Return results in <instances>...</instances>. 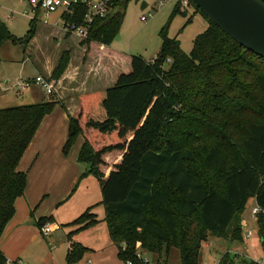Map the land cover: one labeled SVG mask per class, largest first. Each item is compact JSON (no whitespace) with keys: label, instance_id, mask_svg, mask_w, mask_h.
<instances>
[{"label":"trees","instance_id":"1","mask_svg":"<svg viewBox=\"0 0 264 264\" xmlns=\"http://www.w3.org/2000/svg\"><path fill=\"white\" fill-rule=\"evenodd\" d=\"M128 2L110 0L108 13L89 25L83 3L76 4L73 13L64 12L62 19L88 26V36L77 38V44L86 45L92 55L108 46L106 62L115 51L110 46ZM190 3L207 22L190 53L168 34L171 19L183 13L178 1L160 31L157 55L148 61L119 52L115 80L80 94L76 113L69 114L63 152L68 154L83 137L78 161L88 169L81 178L92 174L101 184L104 221L122 262L143 264L139 249L160 256L176 247L182 264H201L202 243L209 235L243 239L242 214L251 198L264 209V58ZM37 29L36 16L27 33L17 37L0 19V47L11 41L28 54ZM70 58L71 51H64L50 79L62 77ZM51 95L41 102L0 108V239L26 191L27 172L19 170V163L44 117L61 102L57 94ZM197 161L204 172L191 168ZM93 209L68 224L78 226L70 238L100 221ZM48 220L52 216L36 224ZM260 220L263 237L264 216ZM87 251L74 243L67 264L77 263ZM6 262L0 250V264ZM238 263V255L227 251L217 264Z\"/></svg>","mask_w":264,"mask_h":264},{"label":"rangeland","instance_id":"2","mask_svg":"<svg viewBox=\"0 0 264 264\" xmlns=\"http://www.w3.org/2000/svg\"><path fill=\"white\" fill-rule=\"evenodd\" d=\"M177 1L165 0L160 3L161 0H129L124 21L118 35L112 42V46L117 47L124 54L141 55L144 59L151 61L161 48L162 38L160 31L170 21ZM26 10H29L30 14H25ZM59 13H63V10H58L53 14L50 13V18L58 21ZM143 16H146L147 19L142 20ZM191 16H193L192 22L187 23L188 18ZM34 17L31 13L30 0H0V19L7 24L10 31L17 37H22L27 33L30 20ZM38 19H42V17L39 16ZM206 29L207 22L204 17L200 13H194V9L191 7L183 9V13L179 12L171 19L168 34L170 37H177L183 50L190 53L193 49L195 38ZM39 39L40 35L37 34L36 41ZM36 41L34 43H37ZM43 43L44 40L37 44L38 47H32L33 50L30 53L33 54V58L31 60L19 44L7 41L0 47V108L37 103L53 96L33 82L38 73H42L43 68L34 59V56L40 60V52H42L40 46ZM19 79L31 82L29 89H20L17 85ZM68 125L69 120L66 124V140L64 145L68 139ZM57 133H60V129H57ZM80 142L81 136L77 138L69 153L76 150ZM82 164L88 168L86 163ZM201 165V162L197 161L190 166L198 174L199 172H204L201 169ZM81 196V191L76 193L66 203L64 209L66 210L74 206V202H78ZM170 200H175L173 194L170 195ZM256 204L254 199H250L242 214L243 239L230 240L224 236L209 235L207 240L202 243L201 264H217L221 255L227 251L238 255V264H245L242 260H254L258 262L264 259V242L260 233L261 220L257 222L251 217L252 209ZM82 205L80 204L79 207ZM97 208L94 211L101 224L96 227L99 230L96 235L102 239L103 231L107 230V223L104 221L106 210L104 205L97 206ZM31 215L32 212H28V216ZM69 216L70 213L66 211H60L59 214H56L58 221H62ZM75 227H69L65 223L61 224L60 229L54 231L50 237H46L42 234L40 227L34 220L32 225H27L29 229L25 230L22 235L21 232L12 230L10 225H8L4 235L0 239V249L4 252L7 259H9L7 264H11V261L19 259L23 260L25 264H67V250L72 249L73 244L80 241L79 237L92 245L99 243L98 238L89 235V232L81 233L78 236H76L75 232L72 235L73 240L69 242V234ZM249 230L253 232V235L247 238L246 234ZM140 251L142 256L150 261L149 264H182L180 251L176 247H172L169 253L163 251L160 256L156 253L139 249ZM102 260L109 264H121L117 255V247L107 248L103 253ZM161 260L162 262H160Z\"/></svg>","mask_w":264,"mask_h":264},{"label":"crops","instance_id":"3","mask_svg":"<svg viewBox=\"0 0 264 264\" xmlns=\"http://www.w3.org/2000/svg\"><path fill=\"white\" fill-rule=\"evenodd\" d=\"M62 14L59 13V20L55 21L50 18V13L45 15L43 11H39V15L37 14V34L40 35V39L35 40L37 43H33L30 49L31 52L33 50L32 47H38L37 44L44 40V43L40 46L42 50V52L39 51L40 60L35 56L34 59L43 68L42 73H38V75H44L49 78H51L53 70L59 63L64 51H71V58L62 77L58 80L52 79L55 85L53 93L58 95L61 102L55 106L52 114L50 113L44 117L18 166L19 170L27 172V187L25 195L18 198L16 214L8 225H10L12 230L21 232V235L25 230L29 229L27 225H32L33 220L36 223L42 217L52 216L56 231L64 223L69 227L72 226L68 224L88 208L94 206V209H96L97 206L103 205L99 180L92 174L81 178L82 174L88 169L78 161V152L83 142V137H81L79 147L68 154H64L63 146L66 140V124L69 120V114L74 115L79 106L78 96L84 92L102 87L105 81L113 82L115 80L117 75L115 67L120 64L122 56L119 52L122 51L111 44L110 47L115 51L108 53L106 62L103 61V55L108 51V46L102 45L98 55L87 54V46L77 44L80 41L77 38H83L67 33L63 29ZM39 16L42 19H38ZM60 20L61 22H59ZM9 23L11 24V22ZM30 52L28 56L31 60L33 54ZM57 129H60L59 134ZM79 191L82 193L81 199L79 201L76 200L78 202H74V206L65 210L66 203ZM251 199H254L257 203L256 198ZM80 204L83 205L79 207ZM94 209L93 212H95ZM60 211H66L70 213V216L58 221L56 214H59ZM28 212H32V215L28 216ZM100 224L101 222L99 221L94 226L78 231V233L76 232V236L89 232V235L98 238L99 243L92 245L79 237L80 241L78 243L88 247V251L75 264H81L82 262L83 264H109L102 260L103 253L107 248H114L116 245L111 240L108 225L107 230L103 231L102 239L96 235L97 231H99L96 227ZM77 228L78 226L73 231ZM68 238L69 242L73 240L72 237ZM63 243L66 244L65 242ZM69 250H67V254ZM8 261L9 259H7Z\"/></svg>","mask_w":264,"mask_h":264},{"label":"water","instance_id":"4","mask_svg":"<svg viewBox=\"0 0 264 264\" xmlns=\"http://www.w3.org/2000/svg\"><path fill=\"white\" fill-rule=\"evenodd\" d=\"M222 30L264 58L263 0H191Z\"/></svg>","mask_w":264,"mask_h":264},{"label":"built area","instance_id":"5","mask_svg":"<svg viewBox=\"0 0 264 264\" xmlns=\"http://www.w3.org/2000/svg\"><path fill=\"white\" fill-rule=\"evenodd\" d=\"M110 0H30L31 4V13L36 17L38 10L43 11L44 14H49L54 11L58 10H63L64 12L67 13H73L74 11V6L78 3H83L87 7V18L86 22L89 25L91 21L95 17H104L108 13V3ZM165 0H161L160 3H162ZM181 4L182 9H188L191 8V3L190 0H178ZM177 1V2H178ZM25 14H30L29 10L25 11ZM151 15V13H150ZM147 17L143 16L142 20H146ZM64 25L63 29L71 34H75L77 36L82 37L85 39L88 36V26H78L74 23H65L63 20ZM33 82L40 86L41 88L45 89L48 94H51L55 90V85L54 81L50 79L49 77H45L42 75H38ZM17 85L21 89H27L30 87L31 82L29 81H24L22 79H19L17 81ZM261 216H264V209L257 203L251 212V217L255 219L257 222L260 221ZM41 232L44 236L50 237L54 231H55V224L51 221L48 220L45 223H43L40 226ZM253 235V232L251 230L248 231L246 234L247 238L251 237ZM262 241L264 242V235L262 238ZM51 245L52 242L50 241ZM139 258L143 260V264H149L150 261L143 257L141 252L138 253ZM11 264H25L22 260H16V261H11ZM121 264H136L132 260H126L121 262ZM258 264H264V259L258 261Z\"/></svg>","mask_w":264,"mask_h":264}]
</instances>
